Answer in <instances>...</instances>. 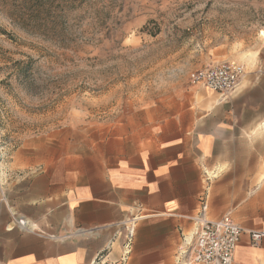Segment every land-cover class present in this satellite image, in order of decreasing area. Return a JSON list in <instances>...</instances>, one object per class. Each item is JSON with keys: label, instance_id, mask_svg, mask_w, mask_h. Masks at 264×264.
Listing matches in <instances>:
<instances>
[{"label": "rangeland", "instance_id": "rangeland-1", "mask_svg": "<svg viewBox=\"0 0 264 264\" xmlns=\"http://www.w3.org/2000/svg\"><path fill=\"white\" fill-rule=\"evenodd\" d=\"M263 56L264 0H0L3 173L15 179L41 170L58 184L66 175L101 184L148 153L198 156L196 117L204 134L225 127L212 128L210 117L200 124L208 111L197 112L195 100L216 93L192 86V76L220 62L247 75ZM202 171L197 205L212 180Z\"/></svg>", "mask_w": 264, "mask_h": 264}, {"label": "crops", "instance_id": "crops-1", "mask_svg": "<svg viewBox=\"0 0 264 264\" xmlns=\"http://www.w3.org/2000/svg\"><path fill=\"white\" fill-rule=\"evenodd\" d=\"M254 67L224 104L206 107L209 96L195 100L197 112L208 111L201 112L200 124L210 117L212 128L225 127L204 134L196 117L198 156L183 152L160 160L159 154L148 153L146 160L105 174L101 184H74L71 175L58 184L41 170L8 179L0 164V264L118 263L128 230L132 238L125 264H176L182 239L201 208L196 192L202 170L216 173L205 197V218L217 221L229 212L257 217V226L231 219L245 231L264 233V129L253 128L264 121V56ZM218 106L226 109L216 115ZM217 144L225 146L227 156L214 154ZM16 216L25 226L14 224ZM129 220L138 222L130 226ZM231 264H264V238L253 247L244 233Z\"/></svg>", "mask_w": 264, "mask_h": 264}, {"label": "built area", "instance_id": "built-area-1", "mask_svg": "<svg viewBox=\"0 0 264 264\" xmlns=\"http://www.w3.org/2000/svg\"><path fill=\"white\" fill-rule=\"evenodd\" d=\"M243 74L242 65L220 62L196 72L190 83L218 94L225 101L236 91ZM205 200V197L200 200L201 208L192 231L182 239L183 246L177 253L176 264H231L237 243L244 233L248 234L253 247H257L264 238L263 232L245 231L229 216L217 221L207 220L204 215ZM13 222L16 226H25L18 216L13 218ZM126 237L127 244L120 261L111 264L126 263V257L130 253L131 230L127 231Z\"/></svg>", "mask_w": 264, "mask_h": 264}, {"label": "bare ground", "instance_id": "bare-ground-1", "mask_svg": "<svg viewBox=\"0 0 264 264\" xmlns=\"http://www.w3.org/2000/svg\"><path fill=\"white\" fill-rule=\"evenodd\" d=\"M252 60H253V56L252 55H248V56H245V57H243L241 59V63L243 65H247L249 62H252ZM250 64H252V63H250ZM219 100H220V96L218 94H213V95L211 94L209 96L207 102L205 103V105H206V107H210L212 104L217 103ZM260 126L264 128V121L260 124ZM208 175L209 176H212V177H215L216 176V173H214V172H208ZM1 177H2V172L0 170V178Z\"/></svg>", "mask_w": 264, "mask_h": 264}]
</instances>
